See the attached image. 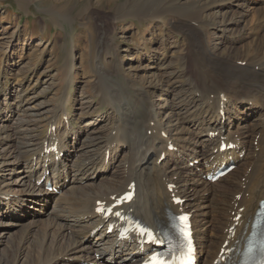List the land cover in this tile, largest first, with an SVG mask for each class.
<instances>
[{"label": "bare ground", "instance_id": "obj_1", "mask_svg": "<svg viewBox=\"0 0 264 264\" xmlns=\"http://www.w3.org/2000/svg\"><path fill=\"white\" fill-rule=\"evenodd\" d=\"M147 1L127 0L113 12ZM160 2L155 11H137L151 32L147 38L135 33V48L122 50L118 38L98 27L106 34L101 43L104 57L110 56L111 73L121 77L117 91L96 94L101 76L95 72V91L82 96L74 114L67 92L61 94L66 95L64 104L49 108L44 100L34 109L27 95L33 86L23 88L26 78L21 76L15 100L6 83L0 90V197L12 196L9 201L0 198V227L15 229L0 228V264H143L146 255L136 237L107 231L108 223L118 222L116 212L130 214L155 231L170 213H188L198 264H224L242 249L264 194V2L256 8L255 20L246 22L248 42L235 49L215 39L218 52L204 40L206 22L183 16L186 3ZM221 3L204 6L219 8ZM234 24L237 20L229 26ZM181 43L184 52L173 57ZM224 51L228 54L222 55ZM130 52L125 64L123 54ZM144 59L156 66L146 65L138 75L135 67ZM23 75L30 81L33 73ZM53 85H43L40 94ZM151 92L163 103H147ZM74 116L83 127H73ZM246 120L250 122L243 126ZM222 140L225 150L220 149ZM169 146L176 151L168 153ZM230 163L236 164L232 172L210 180ZM180 180L188 184L181 190ZM131 186L133 200L116 205ZM48 202L55 211L41 217ZM105 207L113 208L103 217ZM201 207L207 210L200 213Z\"/></svg>", "mask_w": 264, "mask_h": 264}, {"label": "rangeland", "instance_id": "obj_2", "mask_svg": "<svg viewBox=\"0 0 264 264\" xmlns=\"http://www.w3.org/2000/svg\"><path fill=\"white\" fill-rule=\"evenodd\" d=\"M126 1L127 0H0V90L4 88L6 83L8 85V92H10L11 100H15L16 95L14 91L16 79L21 76V78H26L22 85L23 88L27 85H29V87L33 86L29 89L27 95L32 97L30 106L35 107L34 109H39L37 106L38 103L44 102V100L48 102L49 108L60 101L64 104V96L66 95L61 96V94L67 92L71 98V111L72 113L74 112V114L79 108L81 98H86L88 95L91 96L92 92L95 91L96 86L93 80L95 79V72L96 75L99 74L101 76L100 85L98 86L99 88L96 94H106L105 92L108 88V91H113L115 89L117 91L120 88L119 84L121 81L119 80L121 77L117 79L115 75L111 73V69L113 70L111 67L113 66H111L110 56L108 54L105 56L106 58L104 57L105 50L102 49L101 43L102 37H105L106 34L103 35L98 27L104 29L105 33H110V37L113 36L118 38L116 43L122 46V50H126V48H135L137 46V41L134 39L135 33H140L147 38L149 37L147 34L151 32V28L145 21H140L146 19L141 18L137 11L142 10L151 12L155 11L158 7L161 8L163 5L160 0H148L146 4L143 3L138 5L137 8H127L124 11L121 10L119 14L113 12L117 4L121 5ZM177 1L181 4H187L184 5L183 8L181 7L184 17L191 16L206 22L205 29L203 30L204 33L203 31L201 32L204 34V40L208 43L210 50H215L216 52L219 51L218 49L220 47L215 45V39H222L224 44L230 42L235 49H240L248 42L246 41V35L244 33V28L247 25L246 22L255 20L257 13L256 8L263 6L264 2V0H215V4L222 2L219 8L211 7L208 9L205 8L204 5L214 6V4H212L214 0ZM112 14L115 18L113 24L111 21L114 20L111 17ZM118 20L123 21L117 24ZM219 20H225L227 23L225 25L220 24ZM233 20H237V24L229 26ZM130 38H133L132 40H134V42L132 40L130 41ZM181 46L182 47L176 49L173 57H176L180 52H184L185 44L181 43ZM71 50L73 52L74 67L70 81ZM131 54V52L130 54H123V61L125 64L128 63ZM221 54L227 55L228 52L224 51ZM133 61L135 60L133 59ZM177 61L178 58L176 59V62ZM132 63L135 64V62ZM178 64H181V61ZM146 65L150 66L148 68L156 66L155 63H148L147 60L144 59L143 62L139 64V67H135L134 72H137L138 75L143 74L145 72L143 67H146ZM101 68L104 70L102 71ZM27 71L33 73L30 81L28 80V75H23L24 72L26 73ZM37 78H39V81L36 83ZM68 81H70L69 85H67ZM178 81H180V79ZM50 82L54 84L51 89L40 94L43 85L46 86V84ZM57 96L60 97L58 98ZM56 97L58 99H56ZM96 101L97 99H95V102ZM147 103L156 107L157 104H162L163 101L161 96L154 95V93L151 92L147 97ZM103 111L105 112V109ZM75 117L76 116L73 117V127H83L84 123H82L81 120H75ZM249 122L250 120H246L242 122V125L244 126ZM67 126L68 124L65 123L64 130ZM149 134L150 133H148V135ZM72 140L74 141V139H70V146L73 144ZM124 148H126V146H124ZM171 152L172 151L168 150V153ZM242 156H240V158ZM162 158L161 160H164V157ZM182 181L183 180H180L178 183L179 190L183 188V185L186 187L188 186V184H184V181ZM206 196L208 197V194L203 195V198L207 199ZM0 198L9 201L12 196L7 195ZM43 210L44 211L39 214L41 217L45 212L51 214L55 211L53 203L48 202V205L43 207ZM206 210L205 207H201L200 213ZM0 228L6 229L7 232L15 230L11 225ZM33 247H35L34 244H32V246L27 245L26 252L30 253ZM7 260L11 262L12 256L9 255ZM81 264L90 263L82 262Z\"/></svg>", "mask_w": 264, "mask_h": 264}, {"label": "snow or ice", "instance_id": "obj_3", "mask_svg": "<svg viewBox=\"0 0 264 264\" xmlns=\"http://www.w3.org/2000/svg\"><path fill=\"white\" fill-rule=\"evenodd\" d=\"M148 237H149V239H152L153 238V236H152V234L151 233H145ZM154 260H156V258H153ZM185 264H187V262H185Z\"/></svg>", "mask_w": 264, "mask_h": 264}]
</instances>
